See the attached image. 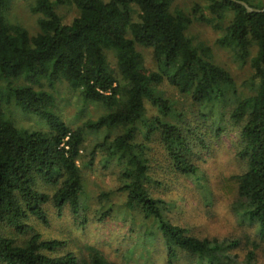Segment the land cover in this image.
I'll list each match as a JSON object with an SVG mask.
<instances>
[{
    "label": "trees",
    "instance_id": "1",
    "mask_svg": "<svg viewBox=\"0 0 264 264\" xmlns=\"http://www.w3.org/2000/svg\"><path fill=\"white\" fill-rule=\"evenodd\" d=\"M9 2L0 0V264H115L95 247H85L81 257L58 256L65 244L44 240L28 225L30 218L48 223L47 205L79 214L78 162L88 134L104 129L120 133L105 137L95 151L121 165L124 208L132 223L139 221L144 243L160 241L167 264H175L178 253L200 264H255L253 252L237 260V241L199 239L168 221L167 202L151 193L150 152L157 142L175 174L194 178L200 173L195 148L207 150L205 134L212 127L217 134L236 131V157L245 171L235 177L233 211L264 233V11L249 13L242 5L264 10V0H205L187 12L174 0H32L34 35L9 23ZM61 6L77 11L68 25L58 15ZM194 24L210 25L221 34L220 46L248 61L249 93L237 90L211 47L189 36ZM141 51H149L155 69L145 66ZM59 85L102 113L70 127L57 114ZM165 85L180 107L165 96ZM10 107L44 126L20 128Z\"/></svg>",
    "mask_w": 264,
    "mask_h": 264
},
{
    "label": "rangeland",
    "instance_id": "2",
    "mask_svg": "<svg viewBox=\"0 0 264 264\" xmlns=\"http://www.w3.org/2000/svg\"><path fill=\"white\" fill-rule=\"evenodd\" d=\"M174 6L184 9L205 0H174ZM32 0H10L6 9V18L11 24L25 28L30 35L38 31L37 16L33 15L29 6ZM58 15L66 25L77 16L72 6H61ZM190 37L211 47L214 62L229 71L234 78L237 90L249 93L247 84L251 71L248 61L241 62L231 49L218 44L221 34L210 25L194 24L188 31ZM140 52V49L138 48ZM145 66L155 69L149 51H141ZM165 96L172 97L180 107L182 101L177 98L173 89L163 87ZM55 95L57 114L72 128H76L86 118H94L102 113V108L86 103L78 91L59 85ZM147 104L148 115L154 110ZM8 115L20 128L38 130L44 126L39 117L24 116L10 107ZM214 120L217 118L214 117ZM192 122L200 123L199 118ZM201 124V123H200ZM206 125V124H204ZM202 125V128H204ZM207 127V126H205ZM205 134L207 150L200 152L195 148L199 160L196 161L200 173L198 177H183L175 174L169 162L159 148L153 143L150 152L153 160L152 178L155 184L151 193L155 198L167 202L169 208L166 218L199 239H216L219 241H237L234 251L237 260L242 262L249 252L254 254L255 264H264V233L254 224L241 222L233 211L237 201V185L235 177L244 173L245 165L236 157V131L226 129L216 133L215 127ZM120 130H102L98 134L89 133L78 164L83 178L82 204L79 214L75 215L69 208L59 213L52 205L45 206L47 224L30 218L28 225L42 235L44 240H56L65 245L56 255L74 253L81 257L85 247H95L106 258L115 264H167L166 252L160 241H143L139 221L132 223L131 213L124 208L125 193L121 190V165L109 162L95 146L105 137L110 140ZM140 141V137L137 139ZM94 159L91 161V153ZM200 152V153H198ZM39 187L43 186L39 182ZM44 190V189H43ZM149 226V224H148ZM175 264H200L197 258L185 253H178Z\"/></svg>",
    "mask_w": 264,
    "mask_h": 264
},
{
    "label": "water",
    "instance_id": "3",
    "mask_svg": "<svg viewBox=\"0 0 264 264\" xmlns=\"http://www.w3.org/2000/svg\"><path fill=\"white\" fill-rule=\"evenodd\" d=\"M233 2H236V0H232ZM242 4V3H241ZM249 13H260V12H263L264 10H257V9H252L250 7H248L247 5L245 4H242Z\"/></svg>",
    "mask_w": 264,
    "mask_h": 264
}]
</instances>
